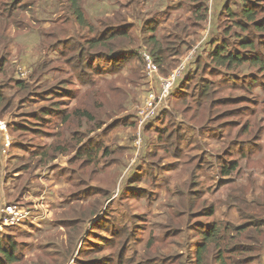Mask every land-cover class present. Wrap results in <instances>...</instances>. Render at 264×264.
<instances>
[{
    "label": "rangeland",
    "instance_id": "rangeland-1",
    "mask_svg": "<svg viewBox=\"0 0 264 264\" xmlns=\"http://www.w3.org/2000/svg\"><path fill=\"white\" fill-rule=\"evenodd\" d=\"M81 1L85 16L99 31L118 17L119 13H113V6L126 2ZM151 1L156 2L153 9L159 34H164V28H168L170 16L172 19L181 16L182 12L186 15L183 9H177L181 0ZM57 2L60 7L56 0H23L20 18L24 27L5 31L0 25V64L6 59L3 66L10 69L0 70V93L4 96L0 101V118L7 122L13 141L7 173L12 170L13 174L14 169L22 166L32 173L33 168L40 165L39 170L45 178L52 179L56 174V155L61 153L56 147L59 142L64 144V138L59 140V135L69 131L70 126L76 128L75 136L71 142L65 139L68 149L60 157V162L67 161L68 167L76 174L85 169V165L93 167L84 158L76 157V147H79L76 140L86 139L91 131L99 140L98 129L102 126L94 127L107 121L109 126L105 128L109 130L104 131L102 137L109 144L110 152L101 157L105 165L99 166L96 173L103 178L99 186L110 187V200L108 208L94 210L93 215L99 214L95 221L83 225L79 221L73 224L64 219L75 216L74 212V215L67 212L70 208H57L56 214L53 208L49 220L42 226L29 224L18 229L8 227L0 214V232L17 243L16 253L20 261L15 264L36 262L41 254V243L48 246L56 258V262L47 264H202L198 255L200 239L203 230H208L211 223L221 228L218 235L222 245L221 258L216 257L220 247L210 242L206 245L207 251L201 253L205 258L203 264H264V147L258 150L255 144L249 152L253 139L251 130L241 131L247 119L252 118L248 115L250 108L259 111L258 117L262 115L264 127V93L256 85L251 89L247 87L248 91L243 88L244 74L256 73L258 67L245 63L240 68L228 70L216 66L211 58L212 50L223 41V28L232 24V16L224 7L227 0H210V17L198 34L189 38L191 43L184 47V54L206 38L208 30L206 41L210 40L211 44L204 45L199 51L202 53L199 65H192L193 75L185 83L184 91L172 94L171 110L162 113L152 126H145L141 133L138 113L151 87L148 81L151 77L142 57L139 54L138 59L128 54L126 59L114 65L96 60L104 66L102 72L88 67L86 56L69 61L76 44L71 38L87 32L75 23V16L69 12V1ZM233 8L237 10L238 7ZM130 22L133 21L130 19ZM146 25L144 27L149 32L154 23L149 27ZM140 28L141 23L135 22L131 30L138 34ZM80 35L77 39L87 46L82 38L87 35ZM233 41H229L230 44ZM20 69L24 70V75ZM161 69L162 75L172 70ZM17 70L25 82L24 90L16 82ZM81 74L91 82L79 81ZM207 81L213 82V87L220 90L214 94V99L239 96L230 104L226 100L218 106L222 111L220 116L211 101L212 106L206 105L208 98L199 96L202 84ZM62 82L64 87L60 88ZM208 85L211 92L212 85ZM70 88L76 95L74 105H69V96L74 95L66 92ZM93 91L98 94L92 112L94 119L75 118L71 124L59 128V112L71 114L75 107H85ZM242 106L248 108L241 109V113L233 110ZM228 109L232 111L228 113ZM170 140L175 143L168 144ZM254 142L264 145V132ZM176 155L181 161L173 159ZM234 160L238 167L231 168L230 174L223 173V169L230 167ZM156 169H160L157 175H151ZM247 172L253 182L246 181ZM129 184L132 189L126 191ZM235 185L239 186L237 191ZM192 188L199 190L200 194L190 208L188 194ZM82 195L87 197L84 192ZM17 196L16 191L14 202L32 207L27 197ZM54 199L56 209V197ZM210 205L214 208L213 213ZM77 240L82 245L85 240H92L87 252L83 253L79 244L72 254ZM71 255L73 257L68 260ZM147 258L151 260L147 261Z\"/></svg>",
    "mask_w": 264,
    "mask_h": 264
},
{
    "label": "trees",
    "instance_id": "trees-1",
    "mask_svg": "<svg viewBox=\"0 0 264 264\" xmlns=\"http://www.w3.org/2000/svg\"><path fill=\"white\" fill-rule=\"evenodd\" d=\"M22 1L23 0H0V25L5 31H10L13 29L16 30L24 27V23L20 18V13L22 11L20 10V8H23ZM68 1H69V12H71L72 15L75 16V23L78 24L83 31L86 30L87 32V34H81V35L79 34L80 36L87 35L82 37L85 38V41L87 42V46L81 44L80 40L77 39L79 35L73 36L71 38L72 40L75 41L74 43L76 44L72 48L74 50V54H70L71 58L69 61L73 62L75 59H80L86 56L88 57V59L86 60V65L88 67H93L95 70H99L101 72L103 71L102 68H104V66L99 63H96V60H104L107 63H111L109 65H114L116 62H120L121 60L126 59L128 54H132L137 57L140 54V56L142 57V53L140 51L141 49L144 48L146 52L150 53L153 56L154 60L156 61V63L160 68H164V67L168 69L172 68L171 71L164 74L165 76L171 74L183 63L187 55V53L184 54L185 52L184 47H188L191 43V40L189 38L192 37L193 35H197L199 29L204 27L206 20L210 17L209 16L210 0H181V3L178 5L177 9H183L186 15H183L182 12L181 16H174L172 17V19L170 16V20L167 21L166 19L168 28H164L165 29L164 34H159L156 32V26H158L159 23L156 21V17L154 18L155 12L153 9L156 6V2L152 3L151 0H126V2L122 1L121 4H116L117 7H115L116 5L113 6V10H114L113 13H119L118 17L114 21L106 23L104 29L99 31L98 28L95 27V25H92L85 16L86 11L85 8L83 9L81 5L82 2L81 0H68ZM162 1L165 2V0ZM56 4L60 7L57 0H56ZM225 5H226L224 6L225 11L227 10L229 16H232L231 18L232 24L223 28L222 30L223 41L219 43L214 50H212L211 58L213 59L216 66L228 70L234 68H240L245 63H248V65L251 67L252 66L258 67L257 68L258 72L256 73L251 72L249 74H244L245 85L243 88L246 91H248V88L251 89L253 85H256V88L259 87L260 91L264 93V0H227ZM233 7L236 8L238 7V8L236 10ZM129 8H132V10H129ZM24 9L28 10V8H24ZM127 9L128 11H126ZM149 16H151V18H149ZM228 18L229 17H227V20ZM130 19L133 22H130ZM135 22L141 23V28L138 34H135L131 30L132 27H134ZM150 23H154V25L152 27H149ZM145 24H147L146 27L150 28L149 32L144 27ZM207 37L202 41L201 45L198 47L196 51V55L194 56L190 65L188 66L185 74V79L183 81L178 82V84L175 86L174 92L181 94L182 91H184L183 88L185 83L189 82L191 75H193L191 74L193 71L192 65L194 63L199 65L200 57L202 55V53L199 54V51L204 49L203 47L204 45L211 44L210 40L206 41ZM231 40H234L232 44H230L229 42ZM135 46H137L138 48H134ZM72 49L70 51H72ZM181 56L182 58L180 62L176 65V67L173 68L175 62L178 61ZM170 57H174L173 60H171ZM142 60L144 62L143 57ZM4 61L5 62L0 64V70L1 71L2 70L4 71L5 69L10 70L7 67L4 68L3 65L4 63H6V59H4ZM7 62L9 63V61ZM78 66H81V63L78 64ZM1 67H3V69ZM12 67L13 66H10L11 70L13 69ZM161 70L162 69H160V71ZM20 71L24 72V70L21 69ZM13 72H15V70ZM83 75L85 74H81L78 77L79 81H81L82 83H90L91 80ZM21 78L22 76L19 74L18 79H16V82L21 87V90H24L26 86L24 80ZM208 83H211L212 85L211 92ZM63 85L64 82H62L59 85V87L62 88L64 87ZM66 92L70 94H74L72 88H70V90H67ZM219 92H220L219 88H214L213 82L210 81H207V83H203L198 92L200 93L199 96L201 98L209 99L206 105L212 106L213 104V106L218 111V116L222 115V111L218 108V106L223 104V102H227L226 100L231 101L233 99L239 98V96L230 97V98L226 96H222L220 98L218 97L214 99L213 97L214 94ZM97 96L98 94L95 91H93L90 99H88L85 102L84 104L85 107H75L76 110L71 114H69L66 111H60L58 117L64 120L66 124H71L75 118L88 119V121L94 119L92 112H94V109L96 108L94 104L98 99ZM75 97H76L75 94L69 96V98L71 99L69 105L70 104L74 105ZM3 99L4 96L3 94L0 93V101ZM209 101H211L212 104H210ZM227 103L230 104V102ZM262 105H264V100H262ZM245 108H248V106H242L240 108H235L233 110L237 111L238 113H241V109L246 110ZM231 111L232 109L227 110L228 113ZM257 114H259V111L254 112L253 108H250V112L248 113V115H250L252 118L247 119L248 121H246L243 124V130H241V131L251 130L252 133L251 137H253V139H251L252 142L250 143V145L252 148H249V152L252 151L253 146H255V144L258 150L259 147L261 148L264 147L262 143L258 144L257 142H254L257 139H260V136L262 135L264 129L263 124L261 122L263 117L262 115L261 117H258ZM139 118H140V114L138 113V119ZM100 123H101L100 125L94 127V128H98L102 126L100 129H98L99 136L101 135L102 131L109 130V128L107 129L105 128L106 126H109L107 125V121H101ZM153 123L154 122L149 121L146 123L145 126L150 127L153 125ZM232 124L235 126L237 125L235 123ZM69 132L72 133V137L75 136L76 128L70 126ZM76 142L79 144V147H76V153H75L76 157L78 158L87 157L86 162L89 164H93L92 174H94V172L96 173L95 171L96 166L98 168L99 166L105 165L104 163L101 162V157L103 155H107L110 152V146L109 144L107 145L105 143L103 138L96 140L94 136L88 135L86 139H83L82 137L77 138ZM89 142H92L94 145L93 146L90 145ZM174 143H175L174 141L171 142L170 140L168 144L173 145ZM56 148L57 150L61 149L59 145ZM65 150H66V146L64 145L63 151ZM100 153L102 154L98 156ZM8 161L9 160H7V162ZM231 164L232 165L230 167H226L223 169V173H226V175L230 174L229 172L231 168L234 169L238 167V163L235 160ZM11 171L12 170L9 171L10 178L13 177L14 175L11 173ZM247 174L248 177L246 178V181H248V183L251 181L253 182L254 180L250 175V173L247 172ZM222 175L226 176L224 174ZM11 181L13 184H15L14 177L11 178ZM130 186L131 184L127 185L126 188ZM233 187L236 188V191L239 189V186L237 185ZM17 192L20 193V190H17ZM199 194H200L199 190H195L194 192L192 189L190 190L188 194L190 199V203L188 204V207L192 208L194 206L195 198ZM17 204L21 205L23 208H30V207H26L25 204L23 203L17 202ZM81 206L85 207V205H81ZM204 207L207 208V206ZM209 208L211 213H213L214 212L213 206L210 205ZM77 209L80 210L81 208H77ZM82 209L84 212L78 215L76 221L82 222L83 225L87 222L88 218L91 217L90 215H93L94 210L96 212L98 208H82ZM80 217H83L82 220ZM76 221H74L75 224L79 223ZM42 224H44V222H40L35 227L42 226ZM207 229L208 230H203L202 232V236L200 239L201 245L198 250L199 260L202 262V264L205 261V258L202 257L201 253L207 251L206 245L210 242L211 243L213 242L215 246L220 247V249L216 252L217 253L216 257L221 258L219 252L222 250V245L220 244V239H218V235L221 228H217L215 223H211L209 224V227ZM92 233L94 232L92 231ZM81 237L82 234H80L79 240L81 239ZM79 240H77L76 242L77 244L75 245L72 251L73 255L77 245L80 244V242L78 243ZM91 241L86 242L85 240V242L83 243L84 246L81 244L83 253H85V251L86 252L88 251ZM42 244L43 243H41L39 246V250L41 251V254L38 256L36 262L21 261L19 263L32 264L35 262L34 264H47L51 262H56V258L54 254L51 252L50 248L48 246H43ZM16 246H17L16 242L12 241L9 237L4 236V234L0 232V264H15L18 261H20V258L16 253ZM54 248H56V244L54 245ZM73 255H71L68 258V260L71 259ZM43 256H48V258H42ZM150 260L151 258H147V261Z\"/></svg>",
    "mask_w": 264,
    "mask_h": 264
},
{
    "label": "crops",
    "instance_id": "crops-1",
    "mask_svg": "<svg viewBox=\"0 0 264 264\" xmlns=\"http://www.w3.org/2000/svg\"><path fill=\"white\" fill-rule=\"evenodd\" d=\"M150 77L151 79L149 78L148 80L151 83L150 90L157 89L159 85L158 78L156 76ZM229 102L232 103V101ZM57 124L58 127L61 128L63 125H66V122L61 118H58ZM200 129L201 128L199 127L198 132L200 131ZM103 132L104 131L101 132L100 136L98 135L100 138H103ZM90 136H94V132L91 131ZM73 137L72 133L69 131L65 132L64 135H59V140L60 138H64V144L61 142H59L58 144L62 151L61 153L56 155V174L52 177V179L45 178L44 173L39 170L40 165H38V167H34L32 173H28L25 167L22 166L18 170L15 169V173H13L15 184H13L11 181V178L13 177L10 178L9 172L7 173L9 167L8 164H10V160L8 161L9 163H4L2 157L0 156V209L5 204L14 202V193L17 190H20V193H18L17 198L23 196V198L26 199L27 197L31 202V208H33L30 213V216L25 221L14 224H8V227L16 226L15 228L18 229L22 227H27L29 224L35 227L40 222L46 223L49 220V215H51L53 212V208L54 214H56L57 208H70V210L67 212H74L75 216L72 218L68 216V218L64 219L70 220L71 223L76 221L78 215L84 212L82 208H108L107 206L110 200V187L103 188L99 186V181L103 180V178L97 173L92 174V166L85 165V169L81 170L76 174L75 172H72V168L68 167L69 163L67 161L60 162V157H62V155L67 152L68 149V145L65 144V139H67L68 142H71V138ZM198 139L201 140V136H198ZM89 143L92 146L94 145L92 142ZM64 145L66 146L65 151H63ZM81 158H84L85 161L87 160V157ZM173 159L175 161H181L178 155H176L175 158L173 157ZM96 169H98L97 166L95 168V171ZM159 170L160 169H156V171L154 173L152 172L151 175H157V172H159ZM147 174L149 175V173ZM217 176H221V174H217ZM128 180L131 181L130 179ZM130 189H132L131 186L126 188V191ZM83 192L87 194L86 198L84 197V195H82ZM55 197L56 209L54 207ZM91 199L92 201L90 202ZM81 205H85V207H82ZM77 208L81 209L76 210ZM90 216L91 218L89 217L87 222L95 221L99 217V214L96 213L95 215ZM79 246H81V243Z\"/></svg>",
    "mask_w": 264,
    "mask_h": 264
},
{
    "label": "built area",
    "instance_id": "built-area-1",
    "mask_svg": "<svg viewBox=\"0 0 264 264\" xmlns=\"http://www.w3.org/2000/svg\"><path fill=\"white\" fill-rule=\"evenodd\" d=\"M144 59L148 74L150 76H156L159 79V88L150 90L139 111L140 114V128L145 126L147 122L155 119L160 112L169 107V100L172 95V91L176 85L177 80L182 77L190 58L193 56L194 51L187 55L183 63L167 76H161L159 66L153 59L152 55L145 50L141 51ZM24 75L25 72H22ZM0 154L6 156L12 146V138L8 131V124L0 118ZM4 220L7 224H14L25 221L31 211L18 206L16 204L6 205L1 209Z\"/></svg>",
    "mask_w": 264,
    "mask_h": 264
},
{
    "label": "clouds",
    "instance_id": "clouds-1",
    "mask_svg": "<svg viewBox=\"0 0 264 264\" xmlns=\"http://www.w3.org/2000/svg\"><path fill=\"white\" fill-rule=\"evenodd\" d=\"M208 33H209V30H208V32H207V35H208ZM205 38L203 37L195 46L196 47H192L191 49H190V51L187 53V55H189L192 51H194V53H193V56L190 58V60H189V62H188V64H187V67H186V69H185V71H184V73H183V75H182V77H180L178 80H177V82H176V85L178 84V82H180V81H183L184 79H185V74H186V70H187V68H188V66L190 65V63H191V61H192V59L194 58V56L196 55V51H197V49H198V47L201 45V43H202V41L204 40ZM193 48H195V49H193ZM186 55V56H187ZM153 57V56H152ZM154 59V58H153ZM156 62V61H155ZM158 65V64H157ZM161 68L159 67V70H160ZM160 75L161 76H165V75H162L161 74V71H160ZM158 78V77H157ZM158 81H159V79H158ZM175 85V86H176ZM174 89H175V87H174ZM174 89H173V91H172V94L174 93ZM152 90V89H151ZM150 91V90H149ZM148 91V92H149ZM147 92V93H148ZM171 97H172V95H171ZM170 101H171V98H170V100H169V104H170ZM169 110H171V107L169 106L167 109H165V110H163L162 112H160L159 114H158V116L155 118V119H153L152 120V122H154V120H157L158 118H159V116L162 114V113H164L165 111H169ZM139 126H140V124H139ZM144 128H145V126H142L140 129H141V131H139L140 133L142 132V131H144ZM140 139H142V137H141V135H140ZM0 145H1V143H0ZM9 154V153H8ZM0 156L2 157V160H3V162L4 163H6L7 162V160L9 159L8 158V155H6V156H2L1 154H0ZM10 204H16V205H18V206H21V205H19V204H17V203H7V204H5L4 206H6V205H10ZM3 206V207H4ZM2 207V208H3ZM22 207V206H21ZM1 208V209H2ZM1 209H0V214L2 215V212H1ZM26 209H28V210H30V211H32V209L33 208H26Z\"/></svg>",
    "mask_w": 264,
    "mask_h": 264
}]
</instances>
